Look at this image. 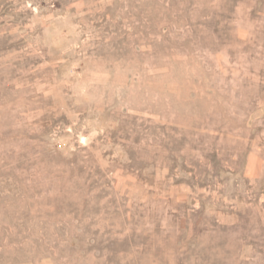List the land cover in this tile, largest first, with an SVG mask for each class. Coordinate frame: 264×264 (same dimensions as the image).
<instances>
[{
    "label": "rangeland",
    "instance_id": "374dc122",
    "mask_svg": "<svg viewBox=\"0 0 264 264\" xmlns=\"http://www.w3.org/2000/svg\"><path fill=\"white\" fill-rule=\"evenodd\" d=\"M0 264H264V0H0Z\"/></svg>",
    "mask_w": 264,
    "mask_h": 264
}]
</instances>
